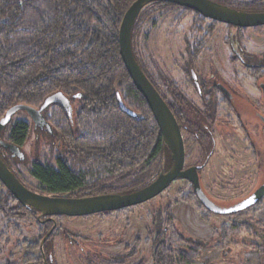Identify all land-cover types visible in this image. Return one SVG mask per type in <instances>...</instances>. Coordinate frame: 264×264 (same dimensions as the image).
Listing matches in <instances>:
<instances>
[{"label":"trees","instance_id":"1","mask_svg":"<svg viewBox=\"0 0 264 264\" xmlns=\"http://www.w3.org/2000/svg\"><path fill=\"white\" fill-rule=\"evenodd\" d=\"M135 1L0 0V121L10 108L20 104L40 108L49 96L58 92L71 104L79 103L73 115L59 104L48 107L43 115L50 129L34 122L35 130L59 148L55 166L37 160L32 165L31 175L46 195L82 198L129 194L150 185L172 166V155L157 121L120 55V25ZM221 4L244 12H264V0ZM154 5L177 7L194 15L195 26L200 23L199 28L204 21L218 23L168 2L151 3L144 9ZM141 15L132 32L133 52L143 72L161 94L135 53L134 36ZM203 49L201 41L188 48L191 62L198 60ZM246 68L258 75L263 72L264 64L252 63ZM169 92L182 107L183 119H178L182 122L193 105L176 88H170ZM118 96L125 107L135 113L134 117L122 110ZM161 96L177 116L169 99ZM206 104L210 111L214 110L213 100L206 98ZM12 120L0 133V157L18 177L8 158L24 161L23 147L29 141L31 126L25 121L13 124ZM1 142L18 147L24 158L14 156ZM154 166L156 171L151 174ZM126 181L130 184L115 185ZM9 199L11 208L6 204ZM194 199L208 213H213L200 201L192 186L191 194L183 200L193 202ZM24 207L8 191L0 195V213L10 223ZM29 211L36 216L38 224L44 226L45 232L41 229L39 237L40 264H53L51 240L56 227L49 228L48 216L32 208ZM164 212L165 216L160 215L153 223V264H193L209 243L186 238L176 226L173 208L167 206ZM202 216L209 221L206 215Z\"/></svg>","mask_w":264,"mask_h":264},{"label":"rangeland","instance_id":"2","mask_svg":"<svg viewBox=\"0 0 264 264\" xmlns=\"http://www.w3.org/2000/svg\"><path fill=\"white\" fill-rule=\"evenodd\" d=\"M215 1L234 5L251 0ZM141 13L134 36L135 53L165 98L170 99V88H176L197 107H203L191 79V67L204 82L221 83L234 95V108L242 126L235 122L228 124L225 118L232 112L222 108L219 119L212 125L217 145L205 164L203 146L183 132L185 168L200 167L204 194L218 206L234 207L264 186V124L255 114L264 117V70L261 74H252L238 60L237 53L240 48L246 62L264 64V26L238 30L208 20L199 28L200 23L195 26L194 15L171 6L154 5ZM200 41L204 49L198 60L191 62L188 48ZM247 57L252 59L249 61ZM78 108V101L72 103L71 114ZM18 121L27 122L31 134L23 147L24 161L8 158L9 164L29 189L44 194L40 183L31 175L32 165L37 160L55 166L59 148L35 130L28 113L18 112L12 123ZM155 167L151 174L156 171ZM126 184L130 182L115 185ZM4 192L0 182V195ZM191 192L192 184L180 179L155 199L122 211L86 217H53L49 225V228L56 225L51 240L53 264H137L139 261L153 264V223L160 215L165 216L167 206L173 208L176 226L186 238L209 243L193 264H264V197L260 206L240 214H217L208 213L198 200L184 201L183 197ZM18 213L12 224L0 213V264H40L39 237L44 226L38 224L31 212L22 209ZM7 239L10 245H6Z\"/></svg>","mask_w":264,"mask_h":264},{"label":"water","instance_id":"3","mask_svg":"<svg viewBox=\"0 0 264 264\" xmlns=\"http://www.w3.org/2000/svg\"><path fill=\"white\" fill-rule=\"evenodd\" d=\"M155 2H168L180 7H186L196 11L207 19L240 29L264 26V12L251 13L239 11L213 0H136L125 13L120 25V55L136 89L148 103L160 128L163 141L171 152L173 163L170 170L159 175L150 185L133 193L73 198L40 194L29 189L9 169L7 164L0 157V182L11 192L13 197L20 204L38 211L42 216L48 217H86L108 212H118L155 199L178 179L189 180L193 184L195 193L200 201L208 210L217 214H236L245 211L260 202L264 197V186H262L250 197L234 207L223 208L214 204L204 194L195 168L184 170L186 152L180 126L164 98L141 69L132 47V32L138 16L145 7ZM193 78L199 87V82L195 74H193ZM118 102L126 114L131 117L135 116L134 112L125 107L120 96H118ZM53 104L65 106L69 110L71 108V101L61 92L49 96L40 108H34L23 104L16 105L10 108L5 117L0 121V133L20 111L28 113L34 122L50 129V124L44 117L43 112ZM1 145L8 148L14 156L20 159L24 158L23 153L18 147L9 145L5 142H1Z\"/></svg>","mask_w":264,"mask_h":264},{"label":"flooded vegetation","instance_id":"4","mask_svg":"<svg viewBox=\"0 0 264 264\" xmlns=\"http://www.w3.org/2000/svg\"><path fill=\"white\" fill-rule=\"evenodd\" d=\"M229 26H231V25H229ZM231 27H234V26H231ZM235 28H237V27H235ZM231 44H232V42H231ZM240 51L241 52H237L238 55H239V58H240L239 59L240 62L242 64H244L245 66H247V67L251 66L252 64L250 62H248V61L246 62V60L244 59L245 57H244L243 50H240ZM247 58L249 59V61H250V59H252V57H247ZM192 68L193 67L190 68L191 79H192L193 84L196 87L197 92L199 93V95L201 97V100H202V103H203V107L202 108L197 107L195 105V103L186 94H184L179 89L178 91L182 94V96L185 97L191 103V105H193L192 111L190 110V111H188L185 114L187 116L186 119L182 120V122H179L180 119H183L182 118L183 110H182V107L179 104L175 103V96L172 93L170 94L169 102L171 104V107H173L177 111L176 113L178 115L177 116L174 115V116H175V118H176V120H177V122H178V124L180 126V129L182 131V135H183V132L188 133V135L190 137H194V140L197 142V144L203 146V149L205 151V159H204L203 164H205L207 162V160H209V158L211 156V151L214 148V145H217L216 139L214 138V133L212 131V125H214V123H216V121L219 119L220 112H221L222 108L226 107L227 109H229L232 112V114L230 113L225 118L226 121L228 122V124H232L233 122H235L236 124L240 123L241 126H242V123H241V118H240V116L238 114V111L236 110V108H234V95H233V93L221 83H216L215 81H212L210 83L204 82L202 79H200L195 74V72H194V70ZM193 74H195L197 76V79H198V82H199V87L197 86V84L194 81ZM263 88H262V91H263ZM204 91L206 93V96L204 95ZM206 98H209V99H211V100H213L215 102L213 111H210L208 109V106L206 104ZM255 114L257 115L258 118L262 119V123L264 124V117L261 116L260 114H258L257 112H255ZM199 116H201V117H199ZM202 116H204L205 119H202ZM33 122H34V120H33ZM244 130L247 131V129H245V127H244ZM183 139H184L185 152H186V140L184 138V135H183ZM249 140H251V139H249ZM6 149H8V148H6ZM190 168H195V170H196L195 172L197 173L198 178H199V174H200L201 168L200 167H195V166H190V167L185 168L184 170H188ZM178 180H180V179H178ZM187 181H189V180H187ZM199 183H200V179H199ZM2 186L5 188V192L8 191L11 194V192L9 190H7L6 187L3 184H2ZM192 186H193V184H192ZM11 202H12L11 199H9L6 204L9 206V204ZM213 203L216 204L215 202H213ZM216 205H218V204H216ZM11 207L12 206H9V208H11ZM29 209L30 208L27 207V206L24 207V210L29 211ZM54 217H56V216H54ZM52 218L53 217H49L48 219L50 221H53ZM54 227H56V225H54ZM0 241H1V238H0ZM10 244H11L10 240L7 239L6 240V245H10ZM7 264H9V263H7Z\"/></svg>","mask_w":264,"mask_h":264}]
</instances>
